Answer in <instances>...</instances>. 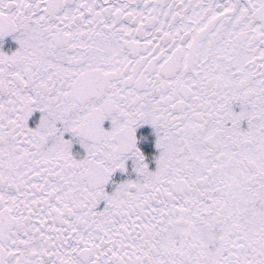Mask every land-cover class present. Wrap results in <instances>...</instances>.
<instances>
[{
	"label": "snow or ice",
	"instance_id": "obj_1",
	"mask_svg": "<svg viewBox=\"0 0 264 264\" xmlns=\"http://www.w3.org/2000/svg\"><path fill=\"white\" fill-rule=\"evenodd\" d=\"M0 264H264V0H0Z\"/></svg>",
	"mask_w": 264,
	"mask_h": 264
}]
</instances>
